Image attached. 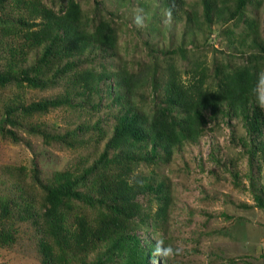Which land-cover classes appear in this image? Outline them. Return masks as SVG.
<instances>
[{"label":"rangeland","instance_id":"1","mask_svg":"<svg viewBox=\"0 0 264 264\" xmlns=\"http://www.w3.org/2000/svg\"><path fill=\"white\" fill-rule=\"evenodd\" d=\"M164 1L0 0V71L14 59L23 69L18 74V66L11 67L10 75H17L0 83V124L5 110H11L2 126L15 136L0 133L1 196L13 192L15 180H21L39 201L43 191L35 179L46 184L54 172H81L106 147H115L107 143L126 99L117 98L124 92L117 86L122 69L146 78L132 98L145 113L153 109V96L164 92L170 77L187 83L203 73L205 83L216 87L223 73L241 67L264 69V0H250L238 13L235 0H210L209 23L201 0H183L175 15ZM72 13L86 35L100 34L101 40L95 39L103 46L90 50L85 40L79 61L70 42L61 45L60 37L49 48L43 33L49 24L45 18H70ZM27 70L32 83L21 77ZM82 77L86 89L73 95L72 82ZM51 100L58 103L31 111L33 104ZM261 113L262 135L255 142L263 145V152L257 150L252 169L245 150L251 144L238 114L208 118L198 138L172 150L168 162L113 165L112 171L154 172L157 181L167 184L171 201L165 224L154 231L136 229L145 250L157 241L181 248L179 255L161 264H264V210L255 205L249 189L251 171L264 188V110ZM18 167L23 170L16 172ZM95 181L93 177L90 183ZM138 203L144 206L147 200L140 196ZM71 206L88 216L95 213L84 204H67ZM156 207L153 203L152 210ZM11 217L14 232L0 242V264H52L61 247L42 236L43 228L25 214L22 218L15 211ZM125 259L122 253L108 264H123Z\"/></svg>","mask_w":264,"mask_h":264},{"label":"trees","instance_id":"2","mask_svg":"<svg viewBox=\"0 0 264 264\" xmlns=\"http://www.w3.org/2000/svg\"><path fill=\"white\" fill-rule=\"evenodd\" d=\"M201 1L206 22L209 23L213 12L212 2ZM248 1L250 0H235V12L242 11ZM182 3L183 0L164 1L165 9L172 15L181 9ZM40 16L43 18V15ZM75 16L72 13L70 18H45V21L49 20V24L45 25L43 33L50 42L49 48L60 37L63 41L61 45L70 42L71 48L79 55V61L87 48L85 40L88 41L90 50L101 49L103 46L95 39L100 41V34L86 35ZM49 29H53V32ZM36 45L43 46L41 42ZM14 66H18V74H21L23 69L14 59L6 71H0V83H7L12 76L17 75H10ZM255 70L254 66L241 67L236 71L223 73L216 87L205 83L203 73L187 83L170 77L164 83V92L153 96V109L145 113L132 98L144 87L143 80L146 81V78L140 73L132 74L122 69L117 86L123 88L124 92L119 93L117 98L119 102L124 96L126 99L120 105V115L115 120L107 143V146L113 144L115 147H106L103 154L81 172L78 169L54 172L46 184L35 179L43 191V197L39 201H35L29 193V185L15 180L13 192L0 195V242H4L5 238L11 239L14 232V218L11 216L18 211L19 216L23 218L25 214L36 226L43 228L40 231L42 236L61 247V253L51 259L52 264H108L112 257L122 253L126 256L123 264H150L154 245L149 244L145 250L136 235V229L139 227L154 231L157 226L165 224L171 201L167 184L163 180L157 181L154 172L143 175L126 168L112 171L113 165L168 162L172 150L198 138L208 118L238 114L251 144L245 149L251 168L256 160L257 150L263 152V145L255 142L262 135L263 125V115L251 95ZM21 77L33 82L28 76V70ZM86 86L82 77L78 82H72L70 91L76 95V92L86 89ZM71 101L72 97H67V103ZM56 103V100L35 103L31 106V111L46 110L49 105ZM11 113V110H5V118L1 122H8ZM2 123L0 133L15 138L11 131L5 130ZM4 169L12 170L10 167ZM20 170L23 168L15 169L16 172ZM93 177L97 181L90 183ZM249 189L255 205L264 210V188L252 171L249 174ZM140 196L147 200L144 206L138 203ZM70 202L91 207L95 213L88 216L79 207L68 208L67 204ZM153 203L157 206L154 211Z\"/></svg>","mask_w":264,"mask_h":264},{"label":"clouds","instance_id":"3","mask_svg":"<svg viewBox=\"0 0 264 264\" xmlns=\"http://www.w3.org/2000/svg\"><path fill=\"white\" fill-rule=\"evenodd\" d=\"M251 95L256 106L264 110V69L255 73V82L251 88ZM180 253V247L164 246L163 241H157L151 254V264H161L162 260H168Z\"/></svg>","mask_w":264,"mask_h":264}]
</instances>
